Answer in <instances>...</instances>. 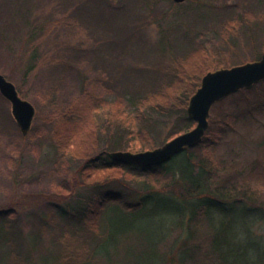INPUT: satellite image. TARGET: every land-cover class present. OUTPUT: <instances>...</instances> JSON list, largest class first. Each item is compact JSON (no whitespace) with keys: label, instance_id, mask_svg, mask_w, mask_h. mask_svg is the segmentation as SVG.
I'll use <instances>...</instances> for the list:
<instances>
[{"label":"trees","instance_id":"trees-1","mask_svg":"<svg viewBox=\"0 0 264 264\" xmlns=\"http://www.w3.org/2000/svg\"><path fill=\"white\" fill-rule=\"evenodd\" d=\"M0 1V21L5 23L0 30L7 32L8 24L15 21L14 34L21 37L25 48L21 55L23 78L41 66L46 68L39 74L50 81L39 100L45 110L43 123L49 126L45 137L57 156L64 158L53 162L44 175L51 181L62 180L43 195L40 213H33L28 231L23 225H12L8 218L14 211L0 210V264H27L34 248L43 244L48 253L39 258L40 264H115L111 248L126 229L123 222L141 223L157 208L172 220L166 239L176 234L167 252L171 262L239 264L232 257H242L246 247L229 248L227 230L238 207L246 202L250 210L264 213V193L252 186V174L238 173L237 165H227L217 157V142L202 144L207 133L200 144L184 149L170 168L169 163L127 164L110 154L153 150L193 129L196 122L189 118L187 108L202 78L209 72L261 58L264 0H188L187 7L177 4L182 11L175 12L174 17L192 22L190 31L180 37L178 51L154 60L132 61V65L122 63L123 54L129 40L143 27L139 24L141 11L154 0H126L117 6L106 0ZM244 26L246 31L240 39L238 31ZM76 27H84L88 37L96 41L95 46L79 40L71 45L73 41H65L69 38H60L59 31L75 36ZM50 39L51 49L39 52L35 42L43 45ZM83 46L91 53V63L97 61L106 70L107 79L101 75L90 81L82 76L79 94L61 101L58 84L76 69L78 50L84 51ZM242 46L250 48L252 57L246 56ZM131 80L139 81V85L134 86ZM24 84L18 86L19 95L24 94ZM118 85L122 86L118 97L109 99L117 93L114 88ZM0 98L5 99L1 94ZM160 118H173L165 133ZM34 119L38 121L39 116ZM36 130L32 125L26 136L20 134L31 138ZM70 161L76 168L67 179ZM110 185L127 190V194L107 190ZM78 188H90L91 193L76 194ZM62 201L65 204H59ZM240 213L244 220L246 212ZM245 230L247 238L255 236ZM151 248L157 258L161 244L156 242ZM262 256L258 264H264Z\"/></svg>","mask_w":264,"mask_h":264},{"label":"rangeland","instance_id":"rangeland-1","mask_svg":"<svg viewBox=\"0 0 264 264\" xmlns=\"http://www.w3.org/2000/svg\"><path fill=\"white\" fill-rule=\"evenodd\" d=\"M106 1L117 6L124 4L126 0ZM187 2L189 1L185 0L183 2L185 7L188 6ZM17 3L14 4V9H17ZM20 3L19 1L18 4ZM2 4L0 1V6ZM178 11H182V8H179L173 0H154L147 10H142V13L140 12L142 16L140 19L141 23L139 22V24H142L143 27L141 28L140 26V29L127 43L122 63L132 65L134 64L132 61L154 60L161 55H170L173 51L176 53L180 46L178 44L180 43L181 35L183 32H189V27L192 25L191 21L174 17V13ZM2 24L5 23L2 22ZM2 24L0 21L1 26H3ZM16 25L17 23L12 21L8 24L9 30L7 32L0 30L2 31L0 35V74L6 75L5 77L16 86L17 90L21 83H26L23 86L24 94H21L20 97L29 101L35 107V117L39 116V120L36 121L34 119L33 122V125L37 128V133L33 136L30 135L31 138L29 136L26 138L22 137L19 128L16 127L15 120L12 118L10 103L0 98V210L14 211V215L8 218L12 225L15 227L23 225L25 226L24 231H28L31 225V218L35 215L33 213H40L43 195L51 192L53 187L55 188L62 180L57 178L55 181H51L49 176L44 177V175L52 168L53 162L64 158L57 156L45 137L49 131V126L43 123L42 117L45 114V110L43 109V103L39 100L40 94L47 89L50 81H48V76L40 78L39 74L41 70L44 71L46 68L41 66L32 74H29L26 79L23 78L25 65L22 64L21 55L25 53V48L21 46V37L14 34ZM245 31V26L238 31L240 39H243ZM73 32L75 36L70 35L69 31H59L60 38H69L65 39V41H73L71 45H74L79 40L89 42L95 46L96 41L88 37V32H86L84 27L82 29L76 27ZM194 33L199 34V31ZM209 36L213 37L211 34ZM51 41L53 40H48L47 44L44 41L43 45V42L39 41L35 42V45L39 52H47L51 49V45H49ZM83 50H78L80 53L78 60L80 62H77L76 69L66 74L58 84L61 101L76 97L79 94L82 76L90 81L91 79L98 80L101 75L104 76L105 80L107 79L106 70L97 61L91 63L92 58L91 53L87 52L88 47L83 46ZM243 50H245L247 57H252L253 52L251 53L250 48L245 49L243 47ZM130 82L134 86L139 85L137 80H131ZM116 87L114 89H116L117 93L109 95V99H115L118 97V93L121 92L122 86L118 85ZM7 113L11 120H7ZM160 120L164 124L165 133L171 126L173 118L166 120L160 118ZM206 133V138L203 139L202 144L211 141L217 142L215 144L217 157L223 159L227 165H237L236 171L238 173L243 171L244 173L252 174V186L258 188L263 194L264 82L259 83L254 88L245 91L240 90L215 105L209 114V126ZM38 134L40 138L37 137ZM179 158L181 156L173 158L168 162L167 167L175 166ZM70 162V174L67 175V179L73 176L76 168V164L72 161ZM255 162H257V167L254 168L253 164ZM62 167L65 169L64 165ZM244 173L239 177L242 178ZM228 175L226 174V176ZM90 190V188H78L76 194H84L86 196L88 191L91 193ZM107 190L123 191L124 193L127 191L117 185H110ZM60 203L65 204L63 201ZM238 208L236 212L232 210L235 214L231 227L227 230V243L229 248L242 245L246 247V250L242 257L235 254L232 260L237 261L239 264H254L255 262L258 264V259L263 254L261 261L264 263V213L250 210V205L247 202L244 206L242 205ZM242 210L247 214L244 220L243 215L240 213ZM165 214L166 211L157 208L153 211L150 210L148 217L143 218L141 223L137 220L123 222L126 229L124 233H121L122 236L117 243H114L113 248H111L115 264H176V262L170 261L171 256L167 253L176 238V234L174 233L169 239H166L169 234L167 225L172 220L165 218ZM174 220H176V217ZM2 221L3 218H0V227L2 226ZM26 222L29 226L28 224L26 226ZM246 228L255 236L247 238ZM14 231L17 232L15 229ZM237 231L242 232L243 236L238 234ZM26 237L27 242L32 241L28 233ZM156 242L161 244L157 258L151 248ZM247 244L248 246H246ZM47 253L44 244L43 247L34 248V251L31 252V261L27 264H40L39 258L45 257ZM103 255H105V252H103Z\"/></svg>","mask_w":264,"mask_h":264},{"label":"water","instance_id":"water-1","mask_svg":"<svg viewBox=\"0 0 264 264\" xmlns=\"http://www.w3.org/2000/svg\"><path fill=\"white\" fill-rule=\"evenodd\" d=\"M173 1L183 3L185 0ZM262 81H264V53L257 61L209 72L202 78L201 85L191 97L187 108L189 118L196 122L193 129L154 150L138 153L118 151L111 153L110 157L127 164L162 165L182 153L184 149L193 148L202 141L209 126L208 117L214 104ZM0 94L10 103L11 114L21 134L26 136L33 124L35 107L29 101L22 99L16 86L2 74H0Z\"/></svg>","mask_w":264,"mask_h":264}]
</instances>
